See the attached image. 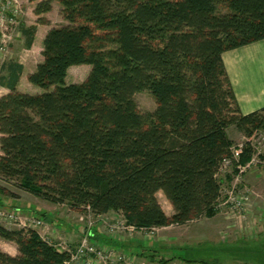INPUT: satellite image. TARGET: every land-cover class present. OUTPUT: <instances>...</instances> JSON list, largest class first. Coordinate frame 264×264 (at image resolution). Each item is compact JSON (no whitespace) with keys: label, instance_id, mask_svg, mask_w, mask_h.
<instances>
[{"label":"trees","instance_id":"obj_1","mask_svg":"<svg viewBox=\"0 0 264 264\" xmlns=\"http://www.w3.org/2000/svg\"><path fill=\"white\" fill-rule=\"evenodd\" d=\"M31 1L38 18L21 24L27 49L54 1L67 24L49 29L43 60L28 74L42 92L19 90L23 65L4 64L9 76L0 84L10 91L0 97V179L72 209L119 212L137 229L215 216L219 172L235 147L228 128L248 137L264 131V108L241 113L222 53L264 39V0ZM82 64L91 66L87 78L67 83L69 68ZM143 90L156 100L152 112L139 110ZM254 153L247 141L233 171ZM0 239L18 250L0 247V264L71 258L32 226L0 224Z\"/></svg>","mask_w":264,"mask_h":264},{"label":"rangeland","instance_id":"obj_2","mask_svg":"<svg viewBox=\"0 0 264 264\" xmlns=\"http://www.w3.org/2000/svg\"><path fill=\"white\" fill-rule=\"evenodd\" d=\"M20 1L23 6V13L20 15L19 31L14 33L9 31V33L0 36V71L2 68L1 64L4 62L11 60L20 61L25 66L23 73V79H25L32 70L36 69L38 63L43 60L42 45L40 44V42L42 43V37L39 33L36 37V42L30 49L24 46L21 24H35L37 15L33 12L35 2L31 0ZM45 17L48 19L49 26L53 24L54 27H57L67 23L63 19L61 4L58 1L53 2L52 10L46 13ZM90 70V65L72 66L66 76L67 83L83 82ZM23 83L22 89L24 92L36 94L43 91L42 87L30 83L28 80ZM135 97L142 113L155 110L156 100L148 90L136 93ZM228 134L235 143L234 148L240 151L244 144L250 141L255 147V155L261 161L242 173L238 181L235 180L236 174L240 173L237 165L242 164L237 163L235 165L237 173L233 171V165L222 166L219 172V178L222 181L219 203L228 198H226L227 190L234 184L239 194L242 193L248 197L245 204L246 210L243 211L245 216L241 217L240 215L242 214L232 209L229 204L227 206L218 205V213L211 218L202 216L184 225H174L165 230V242L158 241L160 242L156 243L158 248H153L155 252L148 250L149 257L158 254L157 258L161 256L165 259H170L169 264L185 262L182 258L196 260L190 264H201L199 260L202 259L221 261L225 264H264V131H257L253 136L248 137L234 126H231L228 128ZM228 174H230L231 180H228ZM1 187H5L7 190L2 192L0 189V211L7 210L15 214L13 218L0 216V224L7 227H22L24 223L29 224L33 217H37L42 219L45 224V226H37L42 237L56 244L65 243V239H68V245L72 243L74 247H70L72 250L86 236L88 233L86 232L87 228L99 226L104 228L105 232L110 230L107 224L109 221L111 223V219L106 220L107 223H103L99 219L98 214L89 210L72 209L68 203H52L3 179H0ZM9 191L13 192L14 196L8 195ZM157 196L164 211L169 212L171 204L163 192H158ZM41 213H44L46 218ZM122 219L124 218L117 217L113 221ZM106 226L107 229L105 228ZM56 227L64 230V236L59 238L51 236L52 229H56ZM156 234L155 230L144 229L138 236L153 238ZM66 235L68 238H66ZM121 235L126 236L125 239H130L129 237L131 236L124 231L121 232ZM88 237L92 242L96 238ZM172 239L173 241H170ZM6 243V240L0 239L1 249H8L9 244ZM143 243L146 245L147 242L140 244L129 243L130 248L125 251L128 250L127 252H130L133 249L136 253L141 252ZM12 245L14 246H12L13 249L17 248L15 243ZM144 248L146 247L144 246Z\"/></svg>","mask_w":264,"mask_h":264},{"label":"crops","instance_id":"obj_3","mask_svg":"<svg viewBox=\"0 0 264 264\" xmlns=\"http://www.w3.org/2000/svg\"><path fill=\"white\" fill-rule=\"evenodd\" d=\"M36 18H38V16ZM48 24L38 25V30H37L35 40H34V42H36V37L40 33L42 37V43L40 42V44L42 45V51H43V40L45 38V35L47 34V32L49 31L51 27H54L53 24H51L50 26ZM64 24H67V23H63L62 25ZM222 59L224 61V65L226 67V71L230 78L234 93L236 95V99L238 101V105L240 107L241 113L248 114V113L264 108V39L252 42L250 44H247V45H244L238 48L224 51L222 53ZM6 62L1 64L2 68L0 71V75H4L8 77L9 72L5 67L6 65H4ZM16 62L23 65V63H21L20 61H16ZM82 65H89V64H82ZM73 66H76V65H73ZM23 67L25 70L24 65ZM69 70H68V73H69ZM33 71L34 70H32L31 72ZM23 73L21 74L20 80L17 85V88L21 91H23L22 89V85H24L23 82H26V80H28V76H26L27 78L23 79ZM9 91L10 90L7 86L0 84V97L8 93ZM0 153H1V150H0ZM173 212H174V209H173V206L171 205L170 211L166 213L168 215H171L173 214ZM98 217L101 221H103V223H107L106 220L111 219V221H113L114 218L123 217V215L116 211H110L106 214H98ZM171 226H174V225L154 228L153 230H155L157 234L153 238H146L141 235L138 236L139 233H142V231H139L135 233L133 238L129 237L130 239H125L126 236L124 237L113 236L110 234L109 231L105 232L104 228H101L99 226L94 227V228L92 227L87 228L86 232H91L92 234L91 236L96 237L94 242L102 244V245H107L109 247H112L118 250V252L125 253L134 264H159L161 263L160 260L163 257L160 256L159 258H157L156 256H159L158 254H154L149 257L148 250L150 252L151 251L155 252L153 248L158 246L156 245V243L158 241L165 242V239H164L165 230H168L169 228H171ZM105 228L107 229V226ZM37 230L40 231L39 227L37 228ZM52 230L53 231H51V236H54L57 238L64 236V230H61L60 228H57V227L56 229L53 228ZM66 238H68L67 235H66ZM65 240H66L65 242L68 244L67 242L68 239H65ZM170 241H173V239ZM142 242H147V243L146 245H144L145 243L142 244L143 246L141 245V247L143 248L141 252L136 253L133 249L130 250V252H127L128 250L125 251L126 249L130 248L129 243H132V244L139 243L140 244ZM6 244H9L8 249H4L6 250V252L12 255H16L18 253L16 247L15 249H13L14 246L12 245L13 244L12 242L7 241ZM77 244H79V242ZM68 246L71 248H74L72 246V243H70V245ZM144 246L146 248H144Z\"/></svg>","mask_w":264,"mask_h":264},{"label":"built area","instance_id":"obj_4","mask_svg":"<svg viewBox=\"0 0 264 264\" xmlns=\"http://www.w3.org/2000/svg\"><path fill=\"white\" fill-rule=\"evenodd\" d=\"M22 13L23 6L20 0H0V36L9 33V31L10 33L19 31L20 15H22ZM232 152L233 157L226 158L222 166H230L233 165L234 160L238 161L241 151L233 148ZM260 162L261 161L257 158V155L254 153L252 159L248 163L237 165L240 173L238 175L236 174L235 180L238 181L242 173L246 172L248 169ZM226 198L227 199L225 201L218 203V205L227 206L229 204L232 209H235L236 212L242 214L240 215L241 217H244L245 214L243 211L246 210L245 204L248 197L245 194H239L236 190V186L232 184V186L227 190ZM14 215V213L7 210L0 211L1 217L13 218ZM30 222L31 223L29 224L24 223L23 226H45L43 220L38 219L37 217H33ZM107 225L108 229L110 228V234L113 236L124 237L121 235V232L124 231L131 235L130 238H133L136 232L144 230V228L137 229L134 225L128 224L125 219L111 221V223L108 222ZM91 235V232H88L74 250L70 249L66 242L57 243L56 246H58L61 250H68L71 252V258L68 262H66V264H134L125 253L118 252V250L107 245H100L90 241L88 236Z\"/></svg>","mask_w":264,"mask_h":264}]
</instances>
